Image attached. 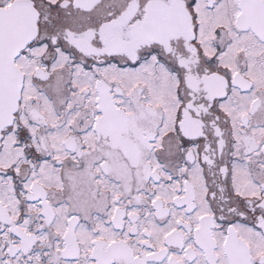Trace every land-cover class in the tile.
Instances as JSON below:
<instances>
[{
	"label": "snow or ice",
	"instance_id": "1",
	"mask_svg": "<svg viewBox=\"0 0 264 264\" xmlns=\"http://www.w3.org/2000/svg\"><path fill=\"white\" fill-rule=\"evenodd\" d=\"M0 264H264V0H0Z\"/></svg>",
	"mask_w": 264,
	"mask_h": 264
}]
</instances>
